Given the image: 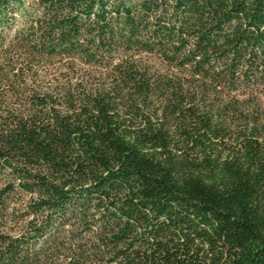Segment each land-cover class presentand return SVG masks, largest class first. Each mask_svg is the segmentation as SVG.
Wrapping results in <instances>:
<instances>
[{
    "label": "trees",
    "instance_id": "16d2710c",
    "mask_svg": "<svg viewBox=\"0 0 264 264\" xmlns=\"http://www.w3.org/2000/svg\"><path fill=\"white\" fill-rule=\"evenodd\" d=\"M0 264H264V0H0Z\"/></svg>",
    "mask_w": 264,
    "mask_h": 264
}]
</instances>
